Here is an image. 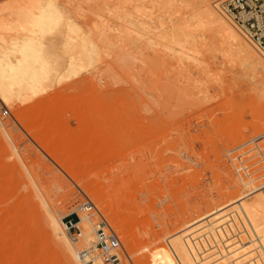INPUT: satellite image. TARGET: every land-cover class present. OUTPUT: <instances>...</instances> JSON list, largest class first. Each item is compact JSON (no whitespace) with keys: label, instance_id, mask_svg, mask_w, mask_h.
Masks as SVG:
<instances>
[{"label":"rangeland","instance_id":"obj_1","mask_svg":"<svg viewBox=\"0 0 264 264\" xmlns=\"http://www.w3.org/2000/svg\"><path fill=\"white\" fill-rule=\"evenodd\" d=\"M54 1L96 48L65 59L63 74L25 92L27 102L0 96V264H74L54 221L66 235L74 226L67 237L78 254L95 242L99 213L134 264H185L175 240L195 231L198 264H231L224 244L257 256L264 73L198 17L202 0ZM220 1L212 8L264 60ZM239 195L224 219L205 218ZM91 202L99 213L85 210Z\"/></svg>","mask_w":264,"mask_h":264},{"label":"bare ground","instance_id":"obj_2","mask_svg":"<svg viewBox=\"0 0 264 264\" xmlns=\"http://www.w3.org/2000/svg\"><path fill=\"white\" fill-rule=\"evenodd\" d=\"M56 3L57 1L55 2L54 0H0L1 100L3 98L7 100L6 102H8L13 96H22L28 90L36 92V90L40 89L41 85L47 80L52 81V77L56 78V76L59 77L63 74L67 64L65 59L68 57L70 59H82V54L84 53L83 51H87L86 49L88 46H90L89 49L91 50L96 48L95 43L88 39L89 37L87 38L85 35V38V36L82 37L83 34L80 35V31L82 30L76 26V24L70 21L67 16L63 15V12L61 11L62 8H60V10ZM63 11H65V9ZM198 17L207 23V25L218 36V38L225 42L223 45H225L226 48L229 47L231 49H236L243 57L241 60L246 59L248 65L254 69V73L257 71L264 73L263 58L258 55L256 50H254L251 45L244 41L242 36L236 31L235 28H233V26H231L230 23L217 14V12L211 6L210 0H202L200 2ZM63 27H65V30H68V34H66L67 36L64 35V32L67 31H64ZM77 44L81 47H79ZM89 52L91 53V51ZM91 54L88 53L90 56ZM75 66L76 65H74V67ZM71 67V69H73V66ZM25 97L24 99L27 102L28 96L26 98ZM20 99L22 101V98ZM42 101H45V99H42L41 102L38 101L37 104L40 105ZM8 104L11 105L10 102ZM34 104L36 103L34 102ZM0 123H2L1 119ZM2 127L4 128L5 125L2 124ZM5 132L9 141L13 143V140L7 130H5ZM38 140L40 141V139ZM252 182L254 181H251L250 183ZM250 183H247V185L250 186ZM34 184L36 185V183ZM252 191L253 189H250V193ZM45 199L44 201H46ZM244 199V196L239 195L230 204L217 207L215 210L207 213L205 218H217L218 215L222 214L220 218L224 219V217L227 215L225 210L228 208V206L231 204H238ZM46 203L48 202L46 201ZM45 206L48 205L46 204ZM48 210H50V208ZM51 212H53V210ZM241 214L246 219L255 239L260 241V237L258 236L253 224L248 218V214L245 212L244 207L242 208V206ZM53 215H55V213H53ZM203 219L204 218L194 221L190 225L192 228L197 227L199 224H201L200 222H202ZM82 221L83 220L81 219L79 222ZM95 225L92 226L93 231L95 229ZM190 225L188 226L189 228L191 227ZM215 226L218 232L221 230L223 231L221 233L225 235L224 237L228 236V233L225 234V227H223L221 223L218 222L215 224ZM54 228L57 235L60 237L59 243L65 254L74 264H80L78 263L79 260L77 255L88 249L79 251L77 254L73 248L74 246L71 244L73 242H70L69 240V230H67L68 238L67 235L62 232V228L58 219L54 221ZM189 228L186 231H189ZM203 229L204 227H201L200 230ZM194 233H196V231L175 240V246L182 256L185 264H198L199 261L197 258L198 255L196 252V247L194 245L197 236H194ZM87 236L85 237L84 234V240L87 238ZM71 241H73V239ZM88 241L90 243V240ZM232 242L236 243L235 240ZM232 242L229 243L232 244ZM94 243H92V245ZM224 245L225 247H221L224 249L226 256H232V258H230L231 264H264V249H261V251H259L260 253L256 256V254L253 252L246 251L244 248L242 249V247L241 249H234V244V248L230 247L229 244Z\"/></svg>","mask_w":264,"mask_h":264},{"label":"built area","instance_id":"obj_3","mask_svg":"<svg viewBox=\"0 0 264 264\" xmlns=\"http://www.w3.org/2000/svg\"><path fill=\"white\" fill-rule=\"evenodd\" d=\"M219 12L260 51L264 53V0H221ZM91 205V206H90ZM93 205V207H92ZM85 210H97L94 204H86ZM99 213V211L97 210ZM100 221L95 225V243L79 254L85 264H134L117 232L99 213ZM74 226H71L70 233ZM244 229V228H243ZM78 239L82 236V230Z\"/></svg>","mask_w":264,"mask_h":264}]
</instances>
